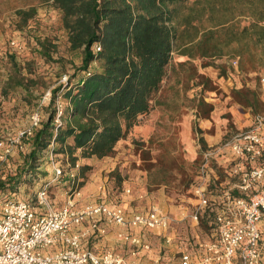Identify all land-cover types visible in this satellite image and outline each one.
<instances>
[{
  "label": "trees",
  "instance_id": "trees-1",
  "mask_svg": "<svg viewBox=\"0 0 264 264\" xmlns=\"http://www.w3.org/2000/svg\"><path fill=\"white\" fill-rule=\"evenodd\" d=\"M60 13L70 51L81 53L67 84L52 89L47 116L32 136L25 137L30 150L17 176L0 178V193L15 190L20 175L35 172L41 154L54 142L56 153L67 159L68 168L80 160L102 159L115 154L116 144L126 139L142 117L153 109L177 44L181 63L200 60L201 68L218 70L219 78L234 73L228 64L238 63L239 75L264 72V0H51ZM17 26L23 28L36 9L17 10ZM41 54L50 58L55 45L39 42ZM96 47L100 50L96 51ZM176 73V68L171 70ZM188 80H198L203 91H217L213 81L190 68ZM259 80V77H258ZM21 86L22 80H14ZM231 102L251 116L264 114V96L246 85L232 88ZM64 104L61 124L56 120V101ZM196 119H209L213 105L202 97L194 100ZM202 133V130H198ZM21 141V143H22ZM207 150L203 137L198 139ZM201 160V159H200ZM176 161L166 165L177 169ZM200 165V164H199ZM193 168L199 175L200 166ZM150 165H147V169ZM183 165L177 170H183ZM87 169V167H85ZM83 170H80L79 176ZM217 181L226 175L217 171ZM221 176V179H220ZM237 197L236 192L232 193Z\"/></svg>",
  "mask_w": 264,
  "mask_h": 264
},
{
  "label": "rangeland",
  "instance_id": "rangeland-1",
  "mask_svg": "<svg viewBox=\"0 0 264 264\" xmlns=\"http://www.w3.org/2000/svg\"><path fill=\"white\" fill-rule=\"evenodd\" d=\"M49 1L51 0H0V140L15 139L20 132L27 129L30 123V115L35 110H40L43 118H46L52 89L61 84L60 81L63 76L69 77L73 74L74 68L81 64V53L69 50L67 32L61 26L60 13L51 6ZM30 8L36 9L35 16L23 28L19 29L17 26L19 18L16 11H26ZM44 41H48L56 47L54 51L50 52V58H45L40 52L39 42ZM171 56L170 66L167 67L160 91L153 97L152 110L155 119L159 118L156 120L153 132L147 139L139 135L135 136L132 129V136L121 147L123 153L112 170H110L111 168H104L108 162L103 160L97 161L91 166L80 165L79 172L83 170L78 182L81 202L85 198L83 196V192L85 194L84 186L93 180L94 188L99 187L100 192H104V196L101 194L95 196V194L89 193L94 199L92 203L118 204L123 195L129 198L130 207L145 210L147 204L140 207L135 202L136 200L143 201L144 196L142 197L140 194L146 189L149 193L164 189V195L168 197L164 199L170 206L175 205L184 208L183 206L189 205L192 210L191 202L187 199L194 198L192 186L196 180V174L193 168L201 164L200 159L202 157L193 166L194 160L191 162L189 155L192 154L197 157L202 152L198 139L204 138L205 133L218 134V146L220 147L233 133L250 125L251 116L248 113H243L237 105L233 104L228 94L232 88L243 85L256 88L259 85L258 77L264 75V72L258 76L254 73L239 75L232 72L224 79L218 77V70L215 68H201L200 60L191 61L192 66L188 64L180 66L186 60L178 56L177 44L174 46ZM173 67L176 68V73L171 71ZM191 67L198 74L209 77L217 87V91H203L198 80H188L187 76L191 72ZM233 71H236L235 68ZM11 79L22 80V85L14 87V82ZM48 92L50 93L49 100L44 101L43 97ZM159 96L170 99H174L173 97L176 96L178 101L159 103L156 101ZM198 97H202L206 102L213 105V112L209 119L199 120L195 118L193 107L194 100ZM59 100L61 102L60 97ZM62 105L64 107L63 103ZM230 107H232V113L229 111ZM163 111L173 113L170 116L175 115L178 118L162 119L161 112ZM183 119L186 122L182 123ZM198 130H202V133H199ZM181 139L189 143L190 148L180 143L179 140L181 141ZM193 143L198 146L197 152L191 149ZM21 144L22 149L14 148L7 161L0 166L1 179L17 176L23 166V157L29 152L30 146L27 141H22ZM217 153L223 156L222 151H217ZM55 154L54 161L66 172L68 170L67 159L62 154L56 152ZM170 160L176 161L177 169L183 165V170L169 168L166 162ZM147 165H150L148 169L146 168ZM218 170L221 171L222 168L218 166ZM144 171L148 172L149 186H145V181L141 180L140 172L143 173ZM52 175V164L46 149L40 156L39 165L35 172L20 175V178L16 180L15 190L8 189L0 193V203L7 198L35 201L42 181L50 179ZM94 179L99 181L96 182ZM123 179L126 181V185L123 184ZM217 179L213 180L212 178L207 183L208 196L211 194L221 196V189L224 186H220V183L223 182H219ZM66 182L67 178L65 177L51 184L48 194L51 207L58 208L65 202L70 189L69 183ZM126 189L130 190L129 194H125L124 190ZM117 197L118 199H116ZM155 201L158 200L155 198ZM151 205L153 203L148 204V206ZM213 216L212 212L208 213L206 210L203 217L200 218L199 216L196 226L195 224L191 225L190 215L181 224L185 225L188 231L195 230L198 232L197 228L199 227L200 232L202 231L201 235L214 240L216 230L213 224ZM156 237L158 238V236ZM261 238L262 251H264V228H262Z\"/></svg>",
  "mask_w": 264,
  "mask_h": 264
},
{
  "label": "built area",
  "instance_id": "built-area-1",
  "mask_svg": "<svg viewBox=\"0 0 264 264\" xmlns=\"http://www.w3.org/2000/svg\"><path fill=\"white\" fill-rule=\"evenodd\" d=\"M95 50L100 49L96 47ZM228 64L238 74L237 61L231 60ZM67 80L68 76H63L60 83L66 85ZM259 91L264 96V75L259 77ZM49 95L48 92L43 100H49ZM62 113L63 105L58 97L55 122L59 125ZM42 119L41 111L35 110L30 115L27 129L15 139L0 140V166L7 161L14 148L22 149V139L32 136ZM56 146L51 142L47 148L53 175L42 181L35 201L7 198L0 203V264H145L126 260L115 251L96 252L83 248L82 240L90 231L105 234L102 222L118 227L166 231L171 225L170 217L157 205L130 213L121 204L102 202L79 205L80 164L65 172L54 161ZM219 149L230 154V165L224 170L230 180V188H225L221 201L210 199L206 189L195 187L199 204L198 210L193 213L195 220H198L200 211L214 214L216 238L204 243L203 255L197 260L182 255L176 263L157 258L149 264H260L264 258L260 230L264 219V114L251 116L250 125L233 133ZM213 154L212 150L203 153L198 178L207 176ZM65 177L70 186L69 194L63 205L53 208L49 204L50 186ZM124 192L129 194L130 190ZM233 192L238 196L234 197ZM85 224L88 228L82 230ZM123 238L132 244H141L138 238ZM56 245L60 247L57 251H47ZM136 254L137 248L132 252L133 256Z\"/></svg>",
  "mask_w": 264,
  "mask_h": 264
},
{
  "label": "crops",
  "instance_id": "crops-1",
  "mask_svg": "<svg viewBox=\"0 0 264 264\" xmlns=\"http://www.w3.org/2000/svg\"><path fill=\"white\" fill-rule=\"evenodd\" d=\"M51 2V1H49ZM172 55V54H171ZM174 99H170L167 97H157L156 101L159 103L162 101H178V98L175 96L173 97ZM155 101V100H154ZM158 103V105H160ZM229 111L232 113V107L229 108ZM162 114V119H176L178 118L175 115L170 116L173 113H169L167 111L161 112ZM157 118V117H156ZM159 119V118H158ZM155 119V114L153 113V110H151L147 115L142 117V120L140 122V126H136L133 128V134L139 135L143 138H149L150 134L153 132L154 127L156 125V120ZM161 120V119H160ZM161 122V121H160ZM186 122L184 119L182 120V123ZM143 124V125H142ZM142 125V126H141ZM148 130L149 132H147ZM132 136V132L129 134V136L124 139L119 141L116 146H115V154L111 157H104L102 159H97V158H91V159H86V160H80L78 163L81 166H91V164H96L97 161H104L108 162L106 167L104 168H111L110 170L113 169V166H115L118 158H121L120 156L123 153V149L121 147L123 144L127 143V139ZM204 139L207 144V150H212L214 151V154L211 158L209 169L207 170V176L203 177L202 179L198 178L196 176V180L194 182V185L192 186V194L194 196L193 199H187V201L191 202V205L193 209H190L189 205L183 206L184 208H181V206H170L168 202H166V199H164L166 196L164 195V189H160L157 192L154 193H149L146 189L145 192H141L140 196H144V203L141 200H136V204L141 206L146 205V207H149L148 204L153 203V205H157L163 213L168 215L171 219V225L169 226L168 230L166 231H158V230H147V229H137V228H131V227H118V226H112V225H107L106 223L102 222L101 226L104 227L105 229V234L99 235L98 233H93V232H88V234L83 238L82 240V246L83 248H88L92 249L96 252H101L103 250H111L115 251L117 253H120L126 260H133L145 264L151 263L153 260L160 258L162 260L168 261V262H178L180 260V257L182 255H188L190 259L197 260L202 257L203 255V245L204 243L211 241L208 236H203L201 235L202 231L200 232V228H197L198 232H195V230H187V227L185 225H182L181 222L185 221L186 217L190 215L191 217V225L195 226L197 225V220L193 218V213L198 210V204L199 200L196 198L194 189L195 187H201L206 189L207 191V183L210 182V180L213 178V180H216L218 178L217 171L218 166L222 168L220 172L224 173V170L226 167L230 165V154L226 150H220L219 149V135H210L208 133L204 134ZM180 143L186 145L187 147L190 148V144L186 143L181 139L179 140ZM133 143V142H132ZM179 145V144H177ZM198 146L196 144H191V149H194L197 152ZM217 151H222L223 156L221 154H218ZM190 153V151H189ZM191 162L195 160L194 158L196 157L190 154ZM203 158V156H202ZM106 160V161H105ZM202 162V159H201ZM200 162V163H201ZM215 169V170H214ZM224 169V170H223ZM106 170V169H105ZM109 170V171H110ZM141 173V180L145 181V186H149V177H148V172L144 171ZM92 181L87 185L84 186V191L83 196H85L84 199H82V202L79 201V205L83 204H89L94 201L92 199L91 194H95V196H99L100 194L104 196V192H100L99 187L94 188L92 185ZM94 181H99L98 179H94ZM124 181V179H123ZM128 183V182H127ZM124 185H126V181L123 182ZM130 184V183H129ZM220 186H224L223 189H221L222 194L221 196H215L217 194H211L210 196H207L212 199V198H217L218 200L223 199V191L226 189L230 188V180L225 177V180L223 183H220ZM90 187H92L90 189ZM90 189V190H89ZM91 193V194H89ZM136 198V197H135ZM155 198L158 200L157 202L155 201ZM168 198V197H166ZM118 199V197L116 198ZM134 200V199H131ZM155 201V202H154ZM122 206H124L127 211L132 212V211H137V208L130 207V201L129 198L126 196H121L120 201H118ZM155 203V204H154ZM190 204V203H189ZM191 207V208H192ZM191 210V211H190ZM190 211V212H189ZM189 212V213H188ZM176 216V217H175ZM183 216V217H182ZM200 218L203 217V212H199ZM195 221V222H194ZM183 227V228H182ZM82 230H86L88 228V225L85 224L83 227H81ZM262 228H264V219H262L260 223V230L262 232ZM124 236H129L133 238H138L141 241V244H132L130 241H126L123 237ZM158 236V238L156 237ZM166 239H170L169 242H165ZM147 246V247H144ZM59 245H56L55 247L47 249L48 252H54L59 249ZM137 248V254L135 256L132 255V252ZM260 264H264V258H262Z\"/></svg>",
  "mask_w": 264,
  "mask_h": 264
}]
</instances>
